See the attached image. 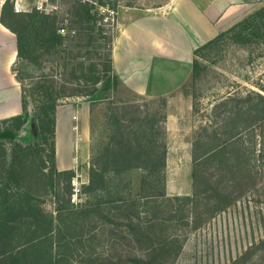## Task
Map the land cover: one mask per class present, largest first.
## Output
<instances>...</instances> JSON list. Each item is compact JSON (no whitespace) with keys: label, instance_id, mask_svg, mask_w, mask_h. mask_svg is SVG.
<instances>
[{"label":"trees","instance_id":"1","mask_svg":"<svg viewBox=\"0 0 264 264\" xmlns=\"http://www.w3.org/2000/svg\"><path fill=\"white\" fill-rule=\"evenodd\" d=\"M92 2L72 1L64 34L56 14L14 13L10 3L0 11L15 36L12 71L21 89V113L0 121V264H175L186 230L206 227L247 193L264 204V85L211 104L193 130L191 192L169 196L168 98L115 96L124 88L113 71L112 37ZM223 45L251 62L264 48V3L193 51L180 91L194 113L197 86ZM73 98L90 112L104 106L105 117L76 203L74 171L55 164L56 110ZM259 213L264 227V208ZM226 264H264V235Z\"/></svg>","mask_w":264,"mask_h":264},{"label":"rangeland","instance_id":"2","mask_svg":"<svg viewBox=\"0 0 264 264\" xmlns=\"http://www.w3.org/2000/svg\"><path fill=\"white\" fill-rule=\"evenodd\" d=\"M72 1L49 0V4L56 8L55 13H51V15L56 14L62 22L60 24L62 29L59 32L63 31L65 33L66 27L63 26H67L70 21L69 10ZM89 1L92 2V0ZM108 1L114 2L113 8L110 3L105 6L98 5L96 1L92 3L96 7L99 16H102L100 24L105 34L112 38L117 31V21L124 18L125 14L146 8L153 9L168 3V0ZM211 58L216 59V62L207 65L204 77L197 86V113L192 112L193 102L191 97L180 95L177 98L174 97L168 100L169 102L174 101L176 106L180 108L175 127H166V120L163 123L167 143L166 192L169 196L186 195L191 192L190 150L193 141V130L200 122L207 121L204 115L210 111L211 104L224 97L228 92H241L244 89L256 90L254 87L256 83L264 85V48L253 54L251 62L243 58L242 52L227 45H223L222 50L213 54ZM131 95L132 93L129 91L119 89L115 96L125 99ZM84 103L86 102L82 99L73 98L62 101L58 106L69 109L68 105H78L76 107L79 110L78 114L75 112L73 116L74 128L66 130V124L64 126L62 123L65 131L70 130L72 132V146L69 144L71 141L70 136L67 137L68 134H66L59 148H64L67 156L72 154L76 163L74 171L78 168V172L74 173L81 183L80 186L87 183V167L90 165L91 148L103 137L105 118L103 115L104 106H95L93 111L90 112L88 103L89 107L80 106ZM138 104L143 106V101H138ZM155 105L159 104H151V107L154 109ZM167 109H169V106ZM167 109H164L167 114L166 118L169 112ZM133 177L136 179L138 175L134 174ZM250 193L246 194L244 201L237 203L236 207L212 220L206 227L193 232L186 230L183 233L186 242L175 264H226L251 241L264 235V227H262L259 213L261 208H264V204L257 201L255 194ZM78 201L79 196L76 202ZM45 208L52 210L53 207L50 203H47Z\"/></svg>","mask_w":264,"mask_h":264},{"label":"crops","instance_id":"3","mask_svg":"<svg viewBox=\"0 0 264 264\" xmlns=\"http://www.w3.org/2000/svg\"><path fill=\"white\" fill-rule=\"evenodd\" d=\"M18 1L25 10L35 4V0ZM262 3L264 0H168L153 9L127 13L117 21L112 38L113 71L121 86L133 94L177 98L182 95L180 87L189 80L193 51ZM15 62V36L0 23V121L21 113V89L12 71ZM84 105L89 107L87 103L80 106ZM68 106L56 111L55 163L59 171H74L76 165L72 154L67 156L59 148L66 134L72 146V132L63 125L66 130L74 128L73 116L79 110L78 105ZM168 106L165 126L173 128L180 108L174 101Z\"/></svg>","mask_w":264,"mask_h":264},{"label":"built area","instance_id":"4","mask_svg":"<svg viewBox=\"0 0 264 264\" xmlns=\"http://www.w3.org/2000/svg\"><path fill=\"white\" fill-rule=\"evenodd\" d=\"M82 2H91L89 0H82ZM6 3H10L12 6V10L14 13H22V12H28L29 10H25V8L21 5V3L18 0H0V10L3 8V6ZM35 9L36 11L44 12L46 14L55 13V7L49 4V0H35V4L32 7V9ZM31 10V9H30ZM61 34L64 33L63 31L60 32ZM80 181L78 180V177L75 175L70 180V186L72 190V202H76L78 200V196L80 194Z\"/></svg>","mask_w":264,"mask_h":264},{"label":"water","instance_id":"5","mask_svg":"<svg viewBox=\"0 0 264 264\" xmlns=\"http://www.w3.org/2000/svg\"><path fill=\"white\" fill-rule=\"evenodd\" d=\"M32 132H34V131H33V127H32Z\"/></svg>","mask_w":264,"mask_h":264}]
</instances>
